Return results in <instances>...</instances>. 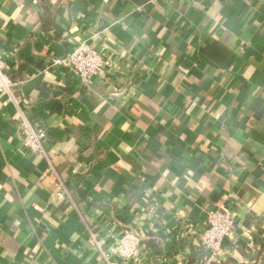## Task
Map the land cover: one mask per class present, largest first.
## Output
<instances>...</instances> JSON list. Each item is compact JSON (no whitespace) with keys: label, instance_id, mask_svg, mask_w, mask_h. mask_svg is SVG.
<instances>
[{"label":"crops","instance_id":"obj_1","mask_svg":"<svg viewBox=\"0 0 264 264\" xmlns=\"http://www.w3.org/2000/svg\"><path fill=\"white\" fill-rule=\"evenodd\" d=\"M150 1L0 0V53L49 131L29 156L0 98V264H101L102 220L138 233L147 264H208L198 234L222 207L257 226L222 264H264V0ZM81 41L114 53L106 78L43 74Z\"/></svg>","mask_w":264,"mask_h":264},{"label":"built area","instance_id":"obj_2","mask_svg":"<svg viewBox=\"0 0 264 264\" xmlns=\"http://www.w3.org/2000/svg\"><path fill=\"white\" fill-rule=\"evenodd\" d=\"M197 0H180V4L193 7ZM160 0H151L149 3L155 7L159 6ZM9 57H16V51L10 53ZM8 56L0 53V98L4 107L14 106L19 114L15 122L17 132L23 150L29 156H46L49 131L47 128L37 124L35 120L26 115L25 108L31 103L25 97L16 94V84L12 79L13 72L8 68ZM114 53L109 50H97L88 42L81 41L64 57L51 60L43 74L50 75L56 70L67 69L81 80L84 89L93 86L94 81L106 74L110 68ZM106 78V75H105ZM47 174H45L46 176ZM58 192L59 201L66 200L64 186ZM66 191V192H65ZM148 195L145 203H149ZM39 213H44L40 206H33ZM99 227H88V244L94 250L101 264H147L146 255L142 253L141 238L135 231L125 228V225L117 222L113 225L110 220H102ZM111 226L112 231H108ZM256 223L251 220L246 223L239 219L233 210L222 207L219 210H209L206 213L204 228L198 234L199 244L205 252L208 264H222L228 258V244L236 247L245 239V235L256 233ZM120 229V234L117 231ZM107 231V232H104Z\"/></svg>","mask_w":264,"mask_h":264},{"label":"trees","instance_id":"obj_3","mask_svg":"<svg viewBox=\"0 0 264 264\" xmlns=\"http://www.w3.org/2000/svg\"><path fill=\"white\" fill-rule=\"evenodd\" d=\"M50 3H47L46 6L44 7H47L46 8V20L43 21V29H44V32H50L53 27H54V12L52 11V5H49ZM15 75V72L13 73L12 77H14ZM64 100L63 99H53L51 103L53 106L55 105L56 107H60V105H63L64 104Z\"/></svg>","mask_w":264,"mask_h":264}]
</instances>
